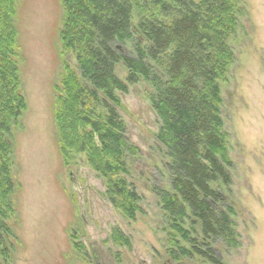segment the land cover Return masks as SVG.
<instances>
[{"label":"rangeland","instance_id":"1","mask_svg":"<svg viewBox=\"0 0 264 264\" xmlns=\"http://www.w3.org/2000/svg\"><path fill=\"white\" fill-rule=\"evenodd\" d=\"M240 1L244 14L230 41L234 61L220 83L231 175L222 187L233 209L234 241L216 244L217 263L181 254L184 264H264V0ZM62 18V0H16L15 59L25 109L10 136L14 190L6 219L12 229L8 264H177L167 254L169 222L154 192L155 186L168 187L169 160L156 138L160 118L151 106L154 88L139 78L126 92H115L124 139L137 151L125 147L124 169L106 176L95 166L96 150L80 148V140L73 139L77 122L55 111L64 96L63 63L85 81L78 76L75 52L63 48ZM125 48L134 57L132 43ZM114 73L126 81L129 71L118 63ZM76 111V119L84 115ZM77 129L83 135L92 130ZM93 137L99 145L95 132ZM118 178L139 197L134 219L111 201L109 184ZM184 221L188 229L191 220ZM114 230L128 245L113 240Z\"/></svg>","mask_w":264,"mask_h":264},{"label":"trees","instance_id":"2","mask_svg":"<svg viewBox=\"0 0 264 264\" xmlns=\"http://www.w3.org/2000/svg\"><path fill=\"white\" fill-rule=\"evenodd\" d=\"M62 6L61 42L63 48L75 52L78 76L85 81H78L76 72L63 63L64 96L55 109L57 115L66 113L80 127H91L83 135L76 125L73 139L80 140V148L96 150L95 166L109 176L119 167L124 169L121 153L125 147L137 151L124 139L115 92H126V86L139 78L150 82L154 88L151 106L160 118L156 138L169 159L168 187L154 188L169 222L167 239L172 246L168 257L184 264L179 262L181 254H197L217 263L216 244L234 241L233 209L222 187L230 183L231 175L226 168L230 163L225 153L220 83L227 79L234 61L230 41L244 14L241 1L62 0ZM15 16L16 0H0V264H8L12 253V229L6 220L14 190L8 159L10 136L25 109L15 59ZM128 43H132L134 57L126 54ZM118 63L129 71L126 81L114 73ZM91 101L96 106L86 112ZM78 107L84 115L76 119ZM109 185L113 205L134 219L139 210L137 193L125 178L112 179ZM185 218L191 220L188 229ZM191 233L196 236L191 238ZM111 237L128 245L118 230Z\"/></svg>","mask_w":264,"mask_h":264}]
</instances>
